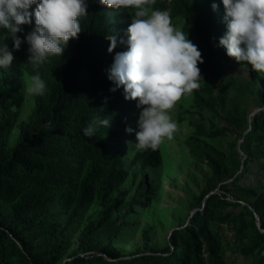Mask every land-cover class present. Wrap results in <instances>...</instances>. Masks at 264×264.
<instances>
[{
    "label": "trees",
    "instance_id": "1",
    "mask_svg": "<svg viewBox=\"0 0 264 264\" xmlns=\"http://www.w3.org/2000/svg\"><path fill=\"white\" fill-rule=\"evenodd\" d=\"M85 2L88 14L80 18L83 31L78 38L69 41L62 56H49L38 67L27 61L29 45L25 40L35 27L34 20L17 33L22 40L19 50H14L10 33L0 29V41L15 57L10 68H0V264H58L68 245L56 238V228L48 221L52 207L60 204L74 213L96 202L103 211L101 219L82 236L79 250L85 256L74 257L68 264H229L226 253L231 243L220 233L228 225L235 234L234 251L251 259V264H264V193L240 188L231 196L235 186L224 182L236 174L239 160L234 161L224 148L208 141L233 133L237 159L234 146L242 140L239 149L246 156L245 163L258 159L264 163V109L248 123L231 99L232 111L219 113L229 91L237 89L235 84H224L230 57L219 46V39L227 32L222 0H156L148 6L150 10L169 11L174 26L184 20L181 30L197 45L204 60L198 64L204 81L193 91L192 115L196 118L189 121L193 130L186 140L193 160L205 161L211 169L207 188L194 199L197 205L205 199L203 211L195 212L183 230L172 233L170 244L153 255L122 259L112 238L103 245L98 242L100 231L111 224L113 212L121 206L120 201L111 199L112 194L135 166L157 172L161 156L158 149L140 150L125 168L115 141L126 128L136 132L133 124L140 109L138 101L125 100L123 86L110 91L115 84L108 79V72L116 53L127 51L128 44L114 35L119 26L116 9L99 0ZM110 36L116 37L111 53ZM24 71L30 76L39 74L46 91L37 96L17 143L8 147L5 141L23 104L20 85ZM262 82L260 86L254 79L249 90L259 105H264V77ZM8 86L16 96L9 94ZM202 112L220 117L225 125L207 131L199 115ZM103 119L110 120L108 128L99 123ZM89 125L94 129L91 137L83 133ZM220 183L224 184L219 191L210 195ZM143 235L148 239L147 231Z\"/></svg>",
    "mask_w": 264,
    "mask_h": 264
},
{
    "label": "clouds",
    "instance_id": "2",
    "mask_svg": "<svg viewBox=\"0 0 264 264\" xmlns=\"http://www.w3.org/2000/svg\"><path fill=\"white\" fill-rule=\"evenodd\" d=\"M110 9H134L126 33L128 50L116 53L108 72L115 84L110 91L123 86L125 100L138 101L140 109L135 146L139 150L155 151L164 138L171 139L177 124L168 115L184 95H190L204 81L198 64L204 63L187 33L176 28L167 10H150L156 0H99ZM227 32L219 46L238 63L246 62L259 74H264V0H222ZM35 5L33 9L32 6ZM215 10L216 4L213 3ZM32 9V10H30ZM85 0H0V29L10 33L14 50L22 40L17 35L22 25L35 27L25 40L29 45L27 61L34 67L49 56H62L71 39L83 30L80 18L86 16ZM111 53L116 37H108ZM15 57L6 43L0 41V68L7 69ZM25 91L29 95H44L46 84L39 74L31 77ZM110 126L109 119L99 122ZM126 131L133 132L132 128ZM91 137V125L83 129Z\"/></svg>",
    "mask_w": 264,
    "mask_h": 264
},
{
    "label": "rangeland",
    "instance_id": "3",
    "mask_svg": "<svg viewBox=\"0 0 264 264\" xmlns=\"http://www.w3.org/2000/svg\"><path fill=\"white\" fill-rule=\"evenodd\" d=\"M197 2L202 3V0H197ZM116 10L119 15V26L115 29L114 35L120 36L122 41L127 43L126 30L131 23V14L134 11L124 8ZM183 24L184 20H179L175 27L181 30ZM31 77L24 71L20 85L23 104L20 109L19 120L5 141L8 147H13L17 143L23 125L36 106L38 95H29L25 91ZM263 77L264 74L257 73L246 62L238 63L234 58H230L226 66L224 84L226 86L235 84L237 89L229 91V99L220 108L219 113L224 115L232 111L231 99H233L237 109L244 113L248 118V123H250L253 115L264 109V105L257 104L255 96L249 90L254 79L258 81V85L263 86ZM2 78L3 75H0V80ZM13 86L18 85L14 84ZM7 90L9 94L16 96L15 92L10 90V86L7 87ZM193 98V92L190 95H184L175 107L168 111V115L177 124V130L171 139L164 138L158 147L161 156L160 169L154 172L141 170L135 166L126 181L111 196V199L120 201L121 206L113 212L111 224L100 231L102 233L98 236V242L103 245L112 238V243L119 250L122 259L161 252L170 244L172 233L183 230L190 223L194 213L204 209L205 199L200 205H197L194 199L207 188L211 169L205 161L193 160L186 144V140L193 130L189 121L196 118L192 115L194 112ZM199 115L207 131L219 129L225 125L220 117H216L210 112H202ZM1 120L0 114V122ZM133 127L136 131L139 130L138 121L134 122ZM135 133L124 132L115 141V147L122 152L124 157L125 168H128L133 156L140 151L135 146ZM235 139L236 135L229 133L226 138L208 140L229 152L234 161L239 160L240 165L236 174L232 179L224 182L235 186L233 189L235 192L230 195L235 196L236 191L240 188L254 190L257 194L264 193L263 160L258 159L254 162L245 163L246 156L239 149L242 140H237L236 146H234V150L236 149L239 156L237 159L233 155ZM237 176H239L237 181H233ZM153 178H155L154 183L151 182ZM224 183L218 184L209 194L218 192ZM232 199L230 198V200ZM238 202L241 205H246L244 200ZM102 211L103 207L99 202L74 213L65 211L60 204H55L52 207V215L48 221L56 228V238L68 245L58 264H68L74 257L85 256L79 250L80 241L89 226L101 219ZM255 217L259 227V217L256 214ZM144 231H147L148 239L144 237ZM220 233L223 239L231 243V249L226 253V260L229 264L252 263L251 259L244 258L237 251H234L236 248L235 234L231 225L222 227ZM18 245L20 246V244Z\"/></svg>",
    "mask_w": 264,
    "mask_h": 264
},
{
    "label": "built area",
    "instance_id": "4",
    "mask_svg": "<svg viewBox=\"0 0 264 264\" xmlns=\"http://www.w3.org/2000/svg\"><path fill=\"white\" fill-rule=\"evenodd\" d=\"M229 200H230V198H229ZM232 201V200H231Z\"/></svg>",
    "mask_w": 264,
    "mask_h": 264
}]
</instances>
